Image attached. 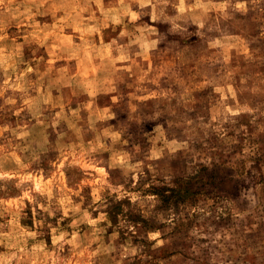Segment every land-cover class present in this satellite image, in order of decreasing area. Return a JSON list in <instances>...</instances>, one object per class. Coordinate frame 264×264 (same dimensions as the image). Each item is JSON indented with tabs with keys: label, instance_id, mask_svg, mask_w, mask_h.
<instances>
[{
	"label": "clouds",
	"instance_id": "clouds-1",
	"mask_svg": "<svg viewBox=\"0 0 264 264\" xmlns=\"http://www.w3.org/2000/svg\"><path fill=\"white\" fill-rule=\"evenodd\" d=\"M0 264H264V0H0Z\"/></svg>",
	"mask_w": 264,
	"mask_h": 264
},
{
	"label": "rangeland",
	"instance_id": "rangeland-1",
	"mask_svg": "<svg viewBox=\"0 0 264 264\" xmlns=\"http://www.w3.org/2000/svg\"><path fill=\"white\" fill-rule=\"evenodd\" d=\"M216 177H211L209 181L207 182H212L215 183ZM206 193H201L199 189L193 190L192 185L188 184L184 186L181 190V192H173L171 197H164L166 203L171 201L173 203H181V202H187L191 200V202L195 203L198 202L196 200L197 197H200L202 195H205ZM116 211H119V208L117 207ZM113 220L115 221V218L113 217Z\"/></svg>",
	"mask_w": 264,
	"mask_h": 264
}]
</instances>
